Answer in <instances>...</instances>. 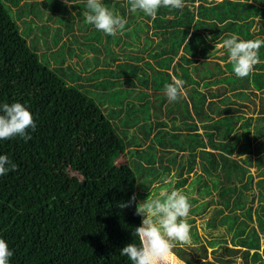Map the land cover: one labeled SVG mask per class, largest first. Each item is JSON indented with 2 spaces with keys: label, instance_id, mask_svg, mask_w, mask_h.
Wrapping results in <instances>:
<instances>
[{
  "label": "trees",
  "instance_id": "trees-1",
  "mask_svg": "<svg viewBox=\"0 0 264 264\" xmlns=\"http://www.w3.org/2000/svg\"><path fill=\"white\" fill-rule=\"evenodd\" d=\"M101 3L126 19L124 30L135 25L103 33V47L102 31L85 22L87 0H0V104L21 103L36 124L28 142L0 140V155L17 166L0 175V239L13 252L9 264H131L120 250L139 243L136 204L171 184L209 198L202 207L190 197L189 214L213 204L207 226H223L232 244L221 231L207 240L219 264H264V45L245 78L217 47L232 34L264 40V0H184L182 9L159 8L154 20L129 11L128 0ZM36 6L50 10L46 25L62 26L56 40L35 43L25 28L41 26ZM63 48L73 53L50 67L46 53ZM171 76L184 81L186 93L174 102L164 89ZM128 118L133 137L120 125ZM103 119L127 160L110 162L114 143L99 128ZM133 194L135 203L119 207ZM187 222L204 255L200 264H215L205 261L194 219Z\"/></svg>",
  "mask_w": 264,
  "mask_h": 264
},
{
  "label": "clouds",
  "instance_id": "clouds-1",
  "mask_svg": "<svg viewBox=\"0 0 264 264\" xmlns=\"http://www.w3.org/2000/svg\"><path fill=\"white\" fill-rule=\"evenodd\" d=\"M129 11H142L153 20L157 10L161 7L182 9L184 0H128ZM85 22L93 25L96 30L108 36L123 34L126 19L114 14L105 7L101 0H87V11L84 13ZM264 40L259 38L242 40L232 34L217 47L226 49L228 62L237 78H245L252 73L254 66L260 62L259 50ZM184 81L173 79L172 83L164 86L165 95L170 102H174L186 95ZM0 140H7L15 136L25 142L32 139L31 133L36 129L32 114L21 103L0 104ZM17 166L7 155H0V175L15 171ZM167 183V181H165ZM136 202L133 194L129 201L121 203L119 207L126 208ZM191 205L188 197L180 190L162 189L156 198H147L136 204L135 214L143 217L140 226L136 227L133 235L139 243H129L120 250L121 256H126L131 264H168V259L174 254V242L181 245L191 244L190 225L187 217ZM13 252L9 250L5 240L0 239V264H9Z\"/></svg>",
  "mask_w": 264,
  "mask_h": 264
},
{
  "label": "rangeland",
  "instance_id": "rangeland-1",
  "mask_svg": "<svg viewBox=\"0 0 264 264\" xmlns=\"http://www.w3.org/2000/svg\"><path fill=\"white\" fill-rule=\"evenodd\" d=\"M56 10H58L57 7H56ZM49 12H50V10L47 7L36 6L35 7V14L38 15L37 20H40L38 22L41 24V26H38L37 24H33V23H28L27 25L25 24V28L27 30H32V37H34V42L35 43L37 41H39L40 43H42L43 40H45V39L46 40H50V41H54V40H56L58 38V34L62 32L59 29V27H62V26H60L58 24L57 25L56 24L53 25L52 22H50V21H52V19L49 21L51 25L50 26L46 25V22L48 21ZM12 15L16 18L15 11L14 10H12ZM59 16L62 17V14L59 13ZM134 26L135 25L131 26L127 30H124L123 31V34H125L124 32L130 31V29L133 28ZM22 34H24V32ZM146 39L142 40L141 45H144ZM132 41L134 43L135 42L137 43L138 37L132 36ZM98 44H99V46H102V47L105 45L104 38H103V32H102V34H101V36L99 38V43ZM67 45H69V44H67ZM72 53H73V49H72V52L68 53V51H66V49L63 48V49H60L56 55H50L49 53H46V60L49 61L50 67L55 66V65L56 66L57 65H61L60 61L63 62L65 59L67 60L68 56H70V54H72ZM76 53L78 55L79 52L77 51ZM76 58H77L76 55H73L72 56V59L73 60H75ZM69 61H71L70 58H69ZM210 65H213V63H211ZM169 72H171V71L169 70ZM170 78H171V80H173L174 78L175 79H179V78L174 77V76H171ZM93 94L94 95H92V94L91 95L96 97L95 92H93ZM246 115H248V113H246ZM253 116H254V113H253ZM127 120H128L127 123H125L126 121H122V124H120V125H122L121 128L124 129V133H126L129 137H133L132 136V130H130V129L129 130H126V125L127 124L131 125V121H133V120L131 118H128ZM109 123H110L109 121H107L106 119H103V122H102V124H100L99 128L106 127L108 129V132L111 134V141H112V143H114V148L110 152V153H112L110 155V162L111 163H117V162H120V161H123V160H127L126 150H125V148L122 147V144L115 139L114 133L112 132V130H110V129H112V127H111V125ZM109 140H110V137H109ZM252 156L254 157V155H252ZM135 158H137V157H134V159ZM134 159L131 158L130 161L132 160V163L130 164V161H129L128 164L131 165V167L135 171L136 176L139 177L143 173L140 172V170H138L139 169V166L136 164V162H135ZM254 169H255V166H252L251 167V171L253 172ZM144 175L148 179H152L147 174H144ZM175 178L176 177L173 176L169 180L170 181L172 180V182L174 183L175 182ZM177 178H178V176H177ZM172 187H173V184H171V186H169L168 188L166 187V188H167V190L168 189H171L172 190L173 189ZM156 189L157 188H153V189H150V190L156 191ZM182 189H180V191L182 192V194H184V192H185L184 191V188H182ZM203 189H204V187H202V190ZM186 193L188 194V195L185 194L188 197V199L190 197H197L196 204L200 203L202 207H203V204L205 203L204 200L205 199H209L208 197H205V198H203L202 196H199L198 197L197 192H194V193H188V192H186ZM212 208H213V204H209L204 210L199 209V212L197 214H188L187 219H189L190 217H192V219H194V224L196 226L197 233L200 236L202 242L205 244V247H206V251H205V253H206V260L205 261H214L215 264H219V262L214 259L213 253L211 251V247L207 245L208 244L207 243V240L208 239H213L217 235V233L218 234H221V233L222 234H224V233L226 234V232H225V228L223 226L220 227L218 225L217 229H211L210 227L207 226V220L213 215L212 214L213 213ZM189 225L191 226V224H189ZM220 231H221V233H220ZM190 234H192L191 227H190ZM262 236L263 237H262L261 242H262V245H263L264 244V235H262ZM223 237H226L227 238V244L229 246H231L232 244L229 241L230 240V235L229 234H226ZM175 244H176V247L174 249H176L177 247H180L181 246L183 248L182 255H184V250H186L192 256V258L195 259V260H193L191 258V260L193 262H195L194 264L203 263L202 256H204V255H203V252L202 251H198L197 250L198 249V246H199V244L197 242L194 243V241H191V244H189V245H181L179 242H176ZM172 252H173L174 255L168 259V264H177V263L178 264H188L187 262H185L184 260H182L176 254V252L173 251V249H172ZM225 257H226V255H225ZM238 262H239V264H241L240 258H238Z\"/></svg>",
  "mask_w": 264,
  "mask_h": 264
},
{
  "label": "crops",
  "instance_id": "crops-1",
  "mask_svg": "<svg viewBox=\"0 0 264 264\" xmlns=\"http://www.w3.org/2000/svg\"><path fill=\"white\" fill-rule=\"evenodd\" d=\"M218 53H219L218 55H221V54H222L221 51L218 52ZM221 63H224V61H223V62L221 61ZM258 103H259V102L257 101L256 104H258ZM247 104H250V106L252 107L250 101H249V103H247ZM245 111H246L245 113H248V116H249V115H253V113H254V115H256V112H257L256 110H255L253 113L249 112L248 110H245ZM249 113H250V114H249Z\"/></svg>",
  "mask_w": 264,
  "mask_h": 264
},
{
  "label": "built area",
  "instance_id": "built-area-1",
  "mask_svg": "<svg viewBox=\"0 0 264 264\" xmlns=\"http://www.w3.org/2000/svg\"><path fill=\"white\" fill-rule=\"evenodd\" d=\"M210 1V0H209ZM215 1H219V0H215ZM198 2H195V4L197 5Z\"/></svg>",
  "mask_w": 264,
  "mask_h": 264
}]
</instances>
